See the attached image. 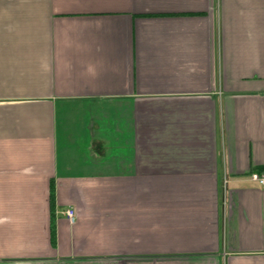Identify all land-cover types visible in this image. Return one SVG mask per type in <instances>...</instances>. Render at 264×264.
<instances>
[{
  "label": "crops",
  "instance_id": "crops-1",
  "mask_svg": "<svg viewBox=\"0 0 264 264\" xmlns=\"http://www.w3.org/2000/svg\"><path fill=\"white\" fill-rule=\"evenodd\" d=\"M253 173L264 0H0V264H264Z\"/></svg>",
  "mask_w": 264,
  "mask_h": 264
},
{
  "label": "built area",
  "instance_id": "built-area-1",
  "mask_svg": "<svg viewBox=\"0 0 264 264\" xmlns=\"http://www.w3.org/2000/svg\"><path fill=\"white\" fill-rule=\"evenodd\" d=\"M251 180L256 183L259 187L264 188V174L263 173H253L250 174ZM65 216L67 217L69 222L74 221L75 211L74 209H69L65 212Z\"/></svg>",
  "mask_w": 264,
  "mask_h": 264
}]
</instances>
